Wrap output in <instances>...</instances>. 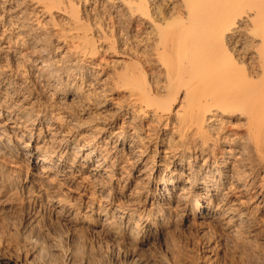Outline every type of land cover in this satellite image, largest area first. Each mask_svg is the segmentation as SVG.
<instances>
[{
	"label": "bare ground",
	"instance_id": "obj_1",
	"mask_svg": "<svg viewBox=\"0 0 264 264\" xmlns=\"http://www.w3.org/2000/svg\"><path fill=\"white\" fill-rule=\"evenodd\" d=\"M22 168L0 264H194L178 229L264 264V0H0V181Z\"/></svg>",
	"mask_w": 264,
	"mask_h": 264
},
{
	"label": "rangeland",
	"instance_id": "obj_2",
	"mask_svg": "<svg viewBox=\"0 0 264 264\" xmlns=\"http://www.w3.org/2000/svg\"><path fill=\"white\" fill-rule=\"evenodd\" d=\"M26 169L25 168H22V170H20V171H18L17 173H13V171L11 170V172H12V174H10V178L9 179H7V180H5L6 181V184L4 183V182H1L0 181V197L3 195L4 196V191H6V194H5V197H7V200L9 199H11V200H13V201H11V203H10V207H8V208H5V212H4V208L2 209V203H0V213H3V214H5V215H7V218L6 219H3V220H1L3 223H6L7 221H8V218H10L11 220H13V219H15V224H18V223H20L21 222V220L23 219V216L24 215H21V213H23L24 214V212L26 211V210H28L29 209V211L30 212H32V209L33 208H28V206L30 205L31 207H33V205H32V203L30 204V203H28L27 201H26V199H25V197H23L24 195H22V192H21V190L17 187L18 186V183H20V181L19 180H21L23 177H24V175H25V173H26V171H25ZM10 172V173H11ZM20 173V174H19ZM11 175L13 176V178L11 177ZM18 177H20V179L18 178ZM15 178V179H14ZM19 180H18V179ZM16 180V181H15ZM18 180V181H17ZM11 183H10V182ZM3 183V184H2ZM6 185V186H5ZM12 186V187H11ZM15 186V187H14ZM5 187V188H4ZM7 187H10V188H7ZM3 188V189H2ZM62 188V189H61ZM7 189V190H6ZM10 189H12L13 191L16 189L17 191H19L18 192V194H17V191L15 190L14 192H12V190H10ZM59 190L61 189V191L62 190H66V188L65 187H60V188H58ZM12 194H11V193ZM20 192H21V194H20ZM17 194V195H16ZM24 194V193H23ZM11 195V196H10ZM22 198V199H21ZM8 200V202H10ZM15 201V202H14ZM16 201H18L20 204H18V203H16ZM22 201H23V203H22ZM15 204H14V203ZM26 203V204H25ZM13 205H14V208H12L13 207ZM27 205V206H26ZM9 206V205H8ZM20 206V207H19ZM22 207V208H21ZM10 208V209H9ZM26 208V209H25ZM28 208V209H27ZM8 209H9V211H8ZM12 209H13V212H12ZM21 209V210H20ZM2 210V211H1ZM8 211V212H7ZM24 211V212H23ZM8 214H9V216H10V214H11V216L10 217H8ZM209 229V228H208ZM178 231V232H177ZM188 232H190L189 234H188ZM192 232V233H191ZM195 231L192 229H178V230H176V231H172V232H170L169 233V235H168V240H170V241H168V248H169V250H171V252H172V250H173V254L175 255L174 257L176 258V259H178V258H180V259H187V260H190V261H192L194 264H196V262H197V264H231V262L233 263V264H239L240 262H239V260H241V263L243 264L244 262L242 261V259L237 255L236 256V251L233 249V248H231V247H223L222 246V248H221V250H218L217 251V256H215L214 257V259L212 258V259H210V261H208V259L205 257V259H207V260H203V253L200 251L201 249H200V247H199V244H198V236H197V234L196 233H194ZM173 234V235H172ZM81 236L83 235V233H81L80 234ZM84 235H86V236H82L83 238H81V239H84V238H86V239H84V240H79L78 241V244L80 245V246H78V247H76V254H77V256L80 258L82 255H85V250H86V248H84L83 246L85 245V243H86V241L87 240H94V238H95V236L93 237L92 235H88V233H84ZM171 235L173 236V238H174V240L173 239H170L169 237H171ZM192 235V236H191ZM195 235V236H194ZM88 236H90V238H92V239H87V237ZM175 236V237H174ZM0 237H1V243H3V244H5L6 246H13V244H11L10 243V241L9 240H5V238H4V236L2 235V233H0ZM15 237H16V230H15V228L12 230V232H11V234H10V238H12V239H15ZM172 238V237H171ZM177 238V239H176ZM193 240H194V242H193ZM85 241V242H84ZM178 241H179V243H178ZM191 241V242H190ZM81 242H83L84 243V245H83V243H82V245L80 244ZM169 242H172V244L171 243H169ZM173 242H175V244L173 243ZM191 243H193V244H191ZM197 243V244H196ZM77 244V245H78ZM177 244H179V245H177ZM192 245V247L193 248H195V249H193L192 247L190 248V246ZM172 245V246H171ZM196 245V246H195ZM83 247V249H82V247ZM183 246V247H182ZM81 247V248H80ZM171 247V248H170ZM174 247L176 248V250L174 249ZM261 247V246H260ZM260 247L257 245V251L259 250V251H261L262 253H264L263 252V250H264V246H262L261 247V249H260ZM179 248V249H178ZM199 248V249H198ZM224 248H225V250H224ZM79 249H81L80 251H79ZM230 249V250H229ZM15 250V249H14ZM83 250V251H82ZM179 250V251H178ZM194 250V251H193ZM197 250V251H196ZM232 250H234V252L232 251ZM178 253H176V252ZM184 253H186V254H184V256L186 257H184L183 256V252ZM191 253H190V252ZM221 251V252H220ZM228 251H231V252H229L230 253V255L231 256H233L234 255V259L233 258H230V255H229V253H228ZM82 252H84V253H82ZM164 252L163 251H161V253L159 252L158 254H157V257H164V255L165 254H163ZM196 255H195V254ZM200 254L201 255V257H200V255H198V254ZM226 255H224V254ZM233 253V254H232ZM193 255L192 257H190L191 255ZM219 254V255H218ZM80 255V256H79ZM161 255H163V256H161ZM177 255H179V256H177ZM190 255V256H189ZM223 255V256H222ZM177 256V257H176ZM183 256V257H182ZM194 256H195V258H194ZM199 256V257H198ZM219 256V257H218ZM58 257V255L56 256V258ZM59 257H60V255H59ZM59 257H58V259H59ZM62 257V256H61ZM60 257V261L61 262H59L58 261V259L56 260V262H57V264H69V263H67L66 262V260L62 257L61 258ZM199 258V259H197V258ZM218 259H217V258ZM224 257V258H223ZM245 258H247L246 256H244ZM55 258V259H56ZM190 258V259H189ZM215 258H216V260H215ZM229 258V259H228ZM237 258H238V261H237ZM240 258V259H239ZM64 259V262L62 261V260ZM224 259H226L227 260V263H226V260H224ZM233 259V260H232ZM196 261V262H194V261ZM200 260V261H199ZM202 260H203V262H202ZM211 260H214V261H211ZM229 260V261H228ZM217 261V262H216ZM220 261V262H219ZM244 261H246V260H244ZM76 262L79 264V262L76 260ZM208 262H210V263H208ZM211 262H213V263H211ZM224 262V263H223ZM239 262V263H238ZM247 262V261H246ZM74 264H76L75 262H73ZM73 263H70V264H73ZM159 262L156 260V264H158ZM245 264H248V262L247 263H245Z\"/></svg>",
	"mask_w": 264,
	"mask_h": 264
}]
</instances>
